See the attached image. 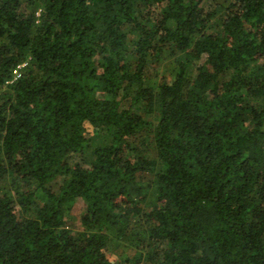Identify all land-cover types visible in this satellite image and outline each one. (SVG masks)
Returning a JSON list of instances; mask_svg holds the SVG:
<instances>
[{
	"label": "trees",
	"instance_id": "16d2710c",
	"mask_svg": "<svg viewBox=\"0 0 264 264\" xmlns=\"http://www.w3.org/2000/svg\"><path fill=\"white\" fill-rule=\"evenodd\" d=\"M0 264H264V0H0Z\"/></svg>",
	"mask_w": 264,
	"mask_h": 264
},
{
	"label": "rangeland",
	"instance_id": "374dc122",
	"mask_svg": "<svg viewBox=\"0 0 264 264\" xmlns=\"http://www.w3.org/2000/svg\"><path fill=\"white\" fill-rule=\"evenodd\" d=\"M79 159L75 158L73 160V162H77ZM83 203L80 201H77L73 208L71 209V211L69 212V228H71V230L73 232H77L81 229V223H80V216L81 213L83 212Z\"/></svg>",
	"mask_w": 264,
	"mask_h": 264
},
{
	"label": "built area",
	"instance_id": "2783aa9c",
	"mask_svg": "<svg viewBox=\"0 0 264 264\" xmlns=\"http://www.w3.org/2000/svg\"><path fill=\"white\" fill-rule=\"evenodd\" d=\"M24 66H25V65H20V66L17 67L16 70L13 71L14 80L17 79V78H19V76H20V72H19V71H20Z\"/></svg>",
	"mask_w": 264,
	"mask_h": 264
}]
</instances>
